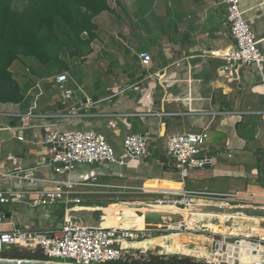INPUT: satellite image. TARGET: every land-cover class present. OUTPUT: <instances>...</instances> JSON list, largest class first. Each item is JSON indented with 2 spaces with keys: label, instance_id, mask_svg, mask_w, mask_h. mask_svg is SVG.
Masks as SVG:
<instances>
[{
  "label": "crops",
  "instance_id": "0c3cea01",
  "mask_svg": "<svg viewBox=\"0 0 264 264\" xmlns=\"http://www.w3.org/2000/svg\"><path fill=\"white\" fill-rule=\"evenodd\" d=\"M240 1L242 16L256 33V43L264 55V0ZM224 14L225 8L219 0H150L146 14L135 18L137 23L144 24L145 32L137 30L129 38L121 35L130 39L132 50L111 41L105 42L101 54L112 56L111 44L117 46L115 55L118 57L114 63L97 62L100 56L89 62L95 52L93 48L89 57L83 58L97 69L94 75L100 79L91 86L90 92L83 85H77L69 68L61 72L68 75L66 86L73 90V100H66L54 81L53 76L61 73L58 72L26 89L21 102L0 103V119L4 120L0 122V171L35 167L22 174V178L2 180L0 186L20 190L46 185V180L54 177L48 168L41 166L45 147L40 141L46 133L54 129L93 130L103 135L114 147L116 156L126 163L77 164L69 178L87 181L96 176L101 186L77 188L76 196L82 203L67 212L71 218H80L89 226L118 224L141 228L145 223V229L151 222L158 228L150 231L152 237H159L164 235L159 223L166 226L183 219L165 209L176 207L151 203L163 196L161 190L145 193L139 188L173 187L247 197L241 205H224L210 196L201 200L194 197V205L186 210L191 214L221 212L228 217L224 225L218 224L219 228L225 227L226 232L243 238L264 235V70L249 64L240 71L239 82L217 75L224 62L214 54L234 43L224 25ZM141 51L151 55L147 67L138 58ZM39 99L41 102L37 105ZM27 102L31 111L24 110ZM206 126L207 155L215 163L192 172L183 181L168 168L166 137L188 128L200 130ZM130 133L150 136L149 154L144 160L126 158L122 140ZM110 205L114 206L108 207ZM28 207L24 203L1 210L7 220L18 226L48 229L49 226L42 225L45 219L30 213ZM45 207L52 209L53 216L61 223L62 205ZM106 210L110 211L108 215ZM163 212L168 214L165 216H169V222L158 220L165 217L158 216ZM242 216L259 221L248 228L237 220ZM202 217L193 216L188 223L199 224L200 230L209 233L225 232L214 230L208 222L201 221ZM33 225L38 227L33 228ZM10 228L9 224L0 225V231ZM209 233L181 234L209 237ZM186 245L198 246L196 243Z\"/></svg>",
  "mask_w": 264,
  "mask_h": 264
},
{
  "label": "built area",
  "instance_id": "2783aa9c",
  "mask_svg": "<svg viewBox=\"0 0 264 264\" xmlns=\"http://www.w3.org/2000/svg\"><path fill=\"white\" fill-rule=\"evenodd\" d=\"M219 1L225 8L224 25L227 27L234 43L216 55L224 62L219 67L217 75L227 77L232 82H239L240 71L249 64H255L260 71L264 70V55L256 43V33L242 16L241 1ZM138 58L144 67L150 65L151 55L147 51L139 52ZM53 79L62 91L64 98L70 101L73 100L74 92L66 86L67 73L56 74ZM149 139L150 136L146 133L126 135L122 140V148L126 158L128 160H144L149 154ZM207 140L208 126L200 130L188 128L181 133L168 135L165 146L168 168L176 172L184 181L190 177L192 172L214 165L213 158L207 155L209 150ZM40 143L45 147L41 166L48 168L54 177L46 180V185L31 189L10 190L0 186V205H11V207H8L10 209L16 204L24 203L32 208L61 204L63 207L62 221L57 228L33 230L18 226L13 221L7 220L5 212L0 209V225H11L9 230L0 231V251L3 248L12 246L31 251L39 249L44 256L41 261L64 264H130L134 261L145 260L150 253H174H163L154 251L152 247L144 248L135 245V243L153 238L150 232L152 230L114 224L89 226L83 224L80 218H71L67 214L74 206H80L82 203L81 198L76 196L79 193L78 187L101 186L97 183L98 178L96 176H92L87 181L69 178L68 175L75 170L77 164L105 162L124 165L126 163L125 160L116 156L114 147L103 135L93 130L61 131L54 129L46 133ZM34 169L35 167L32 166L0 171V184L2 180L7 178H22V174ZM60 176H65V178ZM139 189L145 193L161 190L163 196L153 199L151 203L165 207L188 209L194 205V197L201 200L204 196L215 197L224 205H241L247 200V197L236 193L222 194L185 190L184 188L170 190L146 188L144 186ZM194 225L188 223L187 220H182L172 221L166 226L159 223L158 226L164 235H173L186 232L197 233L198 231L195 230ZM205 231L202 230L201 233H205ZM212 234H219L222 242L225 238H234L238 242L255 244L257 250L264 248V235L243 238L226 231L222 233L211 232V236ZM211 236H209L208 246L204 247L209 255H191L192 257L203 260L208 264H234L235 261L238 264H252L250 260H244L239 251L235 255L233 250L235 244L230 245L232 253L212 250ZM157 247L162 249L161 246ZM247 250L250 256L256 258L255 261L264 264V259H260L258 254H253L249 245Z\"/></svg>",
  "mask_w": 264,
  "mask_h": 264
},
{
  "label": "trees",
  "instance_id": "16d2710c",
  "mask_svg": "<svg viewBox=\"0 0 264 264\" xmlns=\"http://www.w3.org/2000/svg\"><path fill=\"white\" fill-rule=\"evenodd\" d=\"M16 0H0V103H19L26 88L15 79L10 67L19 55L33 58L49 72L68 69L62 54L85 57L97 38L94 18L112 12L108 0H21L23 11L13 8ZM0 258L43 260L39 249L3 248ZM122 264V263H115ZM130 264H208L186 254L150 253Z\"/></svg>",
  "mask_w": 264,
  "mask_h": 264
},
{
  "label": "rangeland",
  "instance_id": "374dc122",
  "mask_svg": "<svg viewBox=\"0 0 264 264\" xmlns=\"http://www.w3.org/2000/svg\"><path fill=\"white\" fill-rule=\"evenodd\" d=\"M149 1L150 0H108V3L110 7L112 8V12L104 11L99 13L95 18L94 22L97 24V38L91 43L90 45V51H92L93 48V54L90 55L91 57L88 56V53L86 56L89 57L90 61H95L98 60L97 58L100 56V59L97 62L101 63H114L115 62V57H118L115 55V50L118 49L117 46L114 44L112 45V56H108L105 54H101L102 50L104 49L103 46L108 42L115 41L117 45H120L121 47L132 50V46L130 45V39L127 38H122V36H128V38L131 36V33H134L135 31L139 30L141 32H145V27L143 26L144 24L137 23L135 18L137 16L145 15L148 7H149ZM26 2L21 1V0H16L13 3V8L17 11H23L26 7ZM157 17H159L157 14ZM139 22V21H138ZM138 27V28H137ZM100 54V55H99ZM62 57L66 60L68 63V69H69V74L71 77L74 78L75 82L77 85H83V88L86 91L90 92V88L92 85L96 83V81H100L99 78H97L94 74L98 73L95 72L92 66H89L85 62L83 58L85 57H69L68 53L62 54ZM87 57V58H88ZM86 59V58H85ZM112 60V61H111ZM97 65V63H96ZM10 70L14 74L15 79L19 82V84L26 89H30L31 86L37 84L36 82L39 81L40 79H46L55 73H58L60 68L59 67H54L50 73L46 72V69L40 64L38 61H36L33 58H25L21 55H19L18 59L13 63V65L10 67ZM67 70V69H66ZM92 71V72H91ZM95 72V73H94ZM100 74L102 77H104V74L100 71ZM26 91V90H25ZM33 91V90H32ZM33 102V99L31 103ZM41 102V99L37 101V105ZM30 103V102H29ZM28 105V102H27ZM30 105V104H29ZM27 106V110L24 109L25 111H31L29 108L30 106ZM3 119H0V122H3ZM20 204H16L13 207H17ZM116 205V204H114ZM110 205L108 207L114 206ZM8 207H11V205H0V209H9ZM29 208V209H28ZM27 209L29 210L30 213H34L36 217L44 218L45 221L42 222V225L49 226V228H57L59 226V219L55 216H53V211L50 208H46L45 206L43 207H28ZM2 211V210H1ZM188 211V210H187ZM22 213V211H20ZM107 215L110 213L109 210H106ZM118 215H123V213H116ZM32 217V216H31ZM169 216L165 217H160V221H166L169 222L170 220L168 219ZM30 217L28 216L27 219ZM163 219V220H161ZM208 220H211L210 218L208 219H202V222H209ZM201 222V223H202ZM20 223V222H19ZM20 224L19 226H21ZM41 225V223H40ZM34 227H38V225H33ZM48 228V229H49ZM195 230L202 231L200 230L201 227L199 224L196 226L194 225ZM199 228V229H198ZM214 229L220 230L219 226H214ZM207 233V231H205ZM211 236V232L209 234ZM155 243L160 244L162 249H165L166 246H169L170 244V239L168 238H162ZM189 247H191L189 245ZM154 251H161L160 248L155 247ZM167 253V252H163ZM169 253V252H168ZM177 254H185V253H177ZM191 256L190 254H187ZM225 264V263H221Z\"/></svg>",
  "mask_w": 264,
  "mask_h": 264
},
{
  "label": "bare ground",
  "instance_id": "6f19581e",
  "mask_svg": "<svg viewBox=\"0 0 264 264\" xmlns=\"http://www.w3.org/2000/svg\"><path fill=\"white\" fill-rule=\"evenodd\" d=\"M221 52L215 54V55H218L220 54ZM146 188H158V189H170V190H178L179 188H173V187H161V186H144ZM166 210H168L169 212H172L174 214H178L181 216V218L183 220H187V222H189L193 216H203L202 219L204 220L205 218H210L211 220H208V224L209 226H212V228L214 229V226H219L218 224H222L226 218L228 216H226L225 214L221 213V212H217V211H208V212H198L196 214H191L189 213L185 208H181V207H176V208H165ZM214 214H217L216 216H214ZM243 218H237L241 220L242 224L245 226V227H250V225H252L253 223H258V219L257 218H249L247 216H242ZM114 225H117V226H120L118 224H114ZM224 225V224H222ZM145 226V223L143 225V227L141 228H144ZM256 230H259L257 228H254ZM216 230V229H214ZM221 231H225V227H222V229H220ZM164 239V238H168L170 239V244L169 246H166L165 249H161V251L163 252H181V253H185V254H190V255H195V256H206V255H209L208 252L206 251V249L204 248L205 246H208V242H205L207 241L208 239L210 240L209 237H205L203 234H200V236H195V234H192V235H186V234H181V233H178V234H173V235H168V234H165V235H162V236H159V237H155V238H151V239H148L146 241H143V242H138V243H135L136 246H141V247H144V248H150L153 244H156L155 241L159 240V239ZM242 242V241H241ZM187 243H196L198 244L197 247H193V248H189L186 244ZM242 245L239 246L238 248V251H239V254L241 256H243V259L244 260H247V261H251L252 264L256 263V264H260L259 261H255L256 258L250 256V253L249 251L247 250L248 248V245L251 247V243H241ZM157 245L160 246V244L157 243ZM264 249V248H263ZM233 251H231V249L229 250V253H232Z\"/></svg>",
  "mask_w": 264,
  "mask_h": 264
},
{
  "label": "water",
  "instance_id": "95a60500",
  "mask_svg": "<svg viewBox=\"0 0 264 264\" xmlns=\"http://www.w3.org/2000/svg\"><path fill=\"white\" fill-rule=\"evenodd\" d=\"M168 215L166 212H163L159 214L158 216H165ZM160 218V217H158ZM147 229L149 230H157V226H152L151 222H148ZM211 248L212 250H220L223 252H229L231 246L235 244L233 250L236 255L238 252V245H242L241 243L244 242H238L234 238H225L224 242L221 240V236L219 234H212L211 236ZM252 253L258 254L260 259H264V249L260 248L257 250L255 244H251ZM175 253H181V252H175ZM0 264H64V263H56V262H47V261H41V260H33V259H16V258H0ZM234 264H238L237 261L234 262Z\"/></svg>",
  "mask_w": 264,
  "mask_h": 264
}]
</instances>
